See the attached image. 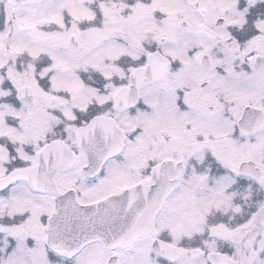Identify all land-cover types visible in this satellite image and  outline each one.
I'll return each instance as SVG.
<instances>
[{"label": "snow or ice", "instance_id": "snow-or-ice-1", "mask_svg": "<svg viewBox=\"0 0 264 264\" xmlns=\"http://www.w3.org/2000/svg\"><path fill=\"white\" fill-rule=\"evenodd\" d=\"M0 264H264V0H0Z\"/></svg>", "mask_w": 264, "mask_h": 264}]
</instances>
